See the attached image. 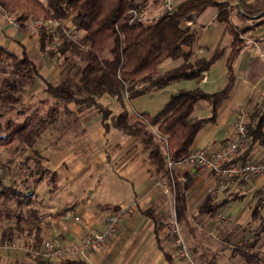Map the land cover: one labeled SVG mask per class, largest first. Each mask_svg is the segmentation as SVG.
Here are the masks:
<instances>
[{
    "label": "crops",
    "instance_id": "crops-1",
    "mask_svg": "<svg viewBox=\"0 0 264 264\" xmlns=\"http://www.w3.org/2000/svg\"><path fill=\"white\" fill-rule=\"evenodd\" d=\"M132 1L138 4L143 13L150 18H157L163 13L160 0ZM184 1L186 0H177V5ZM216 1L227 2L229 6L234 7L229 12L231 25L242 29L253 24L251 20L243 21L241 18L239 14L241 9L237 7L239 0ZM253 1L246 0L247 3ZM217 13V7L210 5L199 13L191 12L181 23L182 27H190L196 31L190 61L199 57L210 58L217 50H224L223 56L206 71V80L201 82L196 78L186 83H181L182 80L173 81L164 88L148 93L162 92L172 84L180 87L173 90L175 92L179 89L196 87L206 92H215L225 86L227 82L226 62L231 49L232 37L227 31V25L217 20ZM246 30V33L241 34L246 44L232 62L235 80L229 96L221 103L215 122L208 123L197 133L191 148L215 149L220 143L231 139L233 123L241 110L249 113V124L254 111L264 103V22ZM38 39L39 35L31 33L26 28L17 30L7 26L0 15L1 46L8 42V50L14 53L19 52L18 49L23 47L29 56L34 55L35 58L31 56L30 58L35 64L37 62L43 64L41 55L47 52L40 49ZM185 49L188 48L185 47ZM36 52L40 53L39 57H36ZM183 63L182 59H166L159 64L158 72L165 73ZM50 71L46 65L42 68L39 66L41 77L39 80L48 82L44 76H53ZM55 79L58 84L63 78L56 77ZM101 99L109 103L113 115L119 114L122 110L109 95L104 94ZM71 104L74 105V103ZM71 104L69 103L67 107L73 112ZM91 109L92 107H89L85 111L88 113L81 117L82 123L76 130L77 138L69 142V149L58 150V153L54 155L56 167L54 170L58 177L56 179L59 180L58 185L47 195L36 191L32 194V198L37 197L42 203L37 208L44 210L46 214L45 217L43 216L44 219L35 220L34 224H25L23 228L31 230L36 225L41 229L43 242L49 240L61 248L77 250L87 234L104 229L106 215L118 208L126 207L127 215L120 223L114 237L99 251L90 254L87 258L76 254L69 259L75 261L76 264H183L165 240V228L159 232L157 239L152 219L141 213L149 207H153L156 213L159 210L156 206H159L164 195L160 182L164 181V177L150 157L153 149L161 154L163 150L160 140L154 136L156 130L151 127L152 137L148 131L150 128L145 127L149 134L143 139L142 133L129 135L111 124L106 129L103 125L102 114ZM127 112L130 123L139 119L136 115L140 117L141 113H149L137 110L132 113L128 110ZM193 115L209 117L210 106L204 100L199 101ZM262 132L263 141L252 143L248 156H246L247 159H264V125ZM149 138L151 140L147 141ZM175 176L181 181H184L187 176L191 178L192 184L186 190L185 195L187 211L195 216L194 211L208 195L207 189L212 187V175L184 164L175 169ZM250 186L253 190L257 188L258 191L261 190L264 193V177H256L248 184L216 188V192L213 191L216 202L226 200L219 213L233 216L234 221L228 226L222 225L215 215L200 214L198 217L193 216V220L195 225L202 227L200 229L210 238H215L218 244L237 245L241 249L256 254L263 247V253L259 258L264 262V238L261 241L256 240L255 245L250 247L246 236L248 232L238 225V222H241L239 219L254 197V191L246 192L247 194L244 192ZM239 189L242 193L238 194L234 191ZM169 194L172 195V193ZM255 202L253 213L258 212L260 207L264 208V200ZM65 215H70V217L65 218ZM74 216H79L80 219L75 220ZM28 237L32 240L31 236ZM244 240L246 246H241ZM199 253L205 257H215L216 261L222 258V252H216L214 249L212 253L206 247ZM30 255H32L30 252L20 249H2L0 250V264H59L60 261L46 254L38 259Z\"/></svg>",
    "mask_w": 264,
    "mask_h": 264
},
{
    "label": "trees",
    "instance_id": "trees-1",
    "mask_svg": "<svg viewBox=\"0 0 264 264\" xmlns=\"http://www.w3.org/2000/svg\"><path fill=\"white\" fill-rule=\"evenodd\" d=\"M237 6L243 21L251 20L252 25L238 29L229 22V12L234 7L227 2L216 0H186L178 4L171 13H162L153 21L130 22L129 10L139 5L132 0H0V6L8 12L17 14L18 19L24 22L28 17L69 19L72 26L82 32L81 39L90 43V48L82 50L75 43L65 39L60 53L76 51L84 61V65L77 67L71 76H66L60 83L54 85L45 82V92L53 98L47 109L39 107L31 114L25 115L21 121L4 119L5 113L16 110L22 105V91L24 85L33 86L37 79H41L38 68L29 58L22 47L21 54L0 45V73L7 72V66L12 69V76H3L0 80V147H7L13 143H23L33 146L40 138L41 133L48 127L56 126L62 111L69 113V103L78 106H93L102 114L103 125L106 129L111 124L115 128L129 135L146 133L145 127H155L159 134L166 137L167 152L174 160L184 158L191 149L197 133L208 123L216 120L221 103L229 96L234 85L232 62L246 42L241 34L246 29L253 28L264 22V0H254L247 3L239 0ZM216 6L217 20L227 25V31L232 37L230 53L226 62L227 82L225 86L215 92H206L196 87L193 89H179L170 95L163 107L151 115L147 112L140 114V120L130 124L124 100H132L152 90H158L173 81L199 78L202 71H207L224 54V50H217L210 58L199 57L189 61L192 55L191 47L196 39V31L190 27H182L183 19L191 12H201L207 6ZM21 29L25 30L24 25ZM48 35L39 34V47L42 51L54 54L47 48ZM187 47L188 49H185ZM108 51L109 56H104ZM182 58L184 63L168 70L158 72L159 64L166 60ZM141 84V86H138ZM125 92L128 93L127 99ZM104 94L115 99L122 109L119 114L111 115L98 99ZM204 100L210 106L209 117L193 115L196 104ZM23 116V112L19 111ZM264 125V103L257 108L248 124V134L254 141H263L262 127ZM151 138L147 139L150 141ZM247 152L241 160L244 161ZM152 162L167 178V170L162 154L157 150L150 153ZM3 161L0 159V198L10 199L17 197L18 205L31 200L30 194H21L19 191L4 185L2 170ZM39 177H36V181ZM192 180L186 177L184 181L175 176L171 191L174 195V207L180 225L192 231L190 213L187 211L186 190ZM227 188V187H226ZM30 197V198H29ZM215 193L208 194L197 207L199 214L216 215L226 200L216 202ZM18 207V206H17ZM0 208V222L13 220L14 224L3 232L7 239L12 238L13 230L18 233L26 232L23 225L37 219V211L30 210L24 215L18 208ZM141 213L154 223L155 236L165 228V223L156 215L153 207L142 210ZM257 214V211L256 213ZM35 244L42 242L40 228L33 227ZM32 228V229H33ZM6 232V233H5ZM32 233V230H28ZM256 239L249 246L255 245ZM240 254L247 260L258 262L256 253L240 250ZM203 256V255H201ZM212 257L207 263L216 264ZM59 264H76L75 261L64 258Z\"/></svg>",
    "mask_w": 264,
    "mask_h": 264
},
{
    "label": "rangeland",
    "instance_id": "rangeland-1",
    "mask_svg": "<svg viewBox=\"0 0 264 264\" xmlns=\"http://www.w3.org/2000/svg\"><path fill=\"white\" fill-rule=\"evenodd\" d=\"M11 13L17 17L16 13L14 12H11ZM145 16L148 17L147 15ZM154 19L155 18L148 17L147 21H153ZM24 22H21V23H24ZM24 27L27 28L25 25ZM20 29L21 28L17 30H20ZM80 35H82V32H80ZM2 45L8 49L9 43L7 42V44H2ZM49 49L53 50L54 54L46 53V54L41 55L42 56L41 61L43 62V64L41 62H37L35 65L38 68V71H39V66L41 68L43 67V65L44 66L46 65V67H49V69L51 70L50 72H52L53 76L45 75L44 79L52 84H57V79H55L56 77H58V79H61V78L64 79L66 76L72 77L77 67H81L84 65L83 59L80 57V55L76 51L68 50L64 54H61L59 51L60 49L58 50L51 49V47H49ZM21 50L22 49L19 48L18 49L19 52H17L16 54L20 55ZM35 54H36V57H39L40 55V53L38 54V52H36ZM30 56L35 58L33 54H30ZM104 56H107V57L109 56L108 51L104 52ZM179 59H182V58H179ZM3 76H9V77L12 76V69L10 66H7L6 73L4 74L0 73V80ZM194 80L195 79L182 80L181 83L192 82ZM172 85L168 86L162 92L145 93L139 97H136L130 100V102L128 100H124L125 107L131 113L134 110H137L139 112L148 111L151 114H155L159 109L162 108L164 103L168 100V97L170 96L171 92L174 93L175 91L173 90L180 88V87H177L176 85H173V86ZM44 89H45L44 80L42 81V80L37 79L36 84L33 86L24 85L23 91H22L21 107L17 108L16 110H12L8 113H5L4 119L9 118L15 121H21L25 115L31 114L35 109L39 107H44L43 108L44 110L47 109L48 106L43 104L42 102L47 101L50 105L53 103L54 99L51 98L45 92ZM98 102L101 103V105L104 108L108 109L111 115H113V111L112 109H110V105L105 99L100 98L98 99ZM115 102L116 101L114 99V103ZM71 106H73V109L75 111L74 110L73 112L70 111V108L68 107L67 108L70 111L69 113L62 111L59 123L54 127H48L45 130H43L39 140L33 146H26L23 143L17 142L7 147H0V159L3 161V165H4V168L2 170L4 185L14 188L15 190L19 191V193L21 194H30V193H35L36 191L38 193L47 195L55 189V187L58 185L57 182L59 183V180L56 179L58 177H57V173L54 170L56 168L54 165V155L58 153V150H63L65 148L64 149L65 151L66 149H69L68 144L73 138L75 139L77 135L76 130L79 127V125H81L82 123L81 117L88 113L85 111L88 110L89 107H92L91 110L94 109V111L99 112L97 108L93 106L78 107V105L76 104L74 105L71 104ZM19 111L23 112V116L18 114ZM136 117L139 118L136 121L141 122L140 117L137 115ZM135 122H132V123H135ZM147 127L150 128V130L148 131L150 135L153 137V134H152L153 130L151 129V126H147ZM153 129L156 130L154 131L155 132L154 136L156 137V139L160 140V143L162 144V149H163L162 157H163V154L165 152V144H164V140L162 139V137L164 138L165 136L159 134L155 127H153ZM149 133L147 131L146 133H142V138L143 139L147 138ZM159 135L161 137H159ZM195 170H198V169H195ZM198 171L206 172L212 175V179H213V174L211 172L206 171V170H198ZM36 177H39L37 181L35 180ZM160 182L161 184L166 183V178L164 177V181H160ZM253 187H257V186H253ZM209 189H207L208 190L207 193L214 194L213 191H215L216 188L214 189L211 187ZM256 189L257 188H254L253 190L252 187L250 186L248 189L244 190V192L250 193L251 191H254L253 200L254 199L255 201L264 200V193L261 190L258 191V189L257 190ZM234 191L238 194L242 193L241 189L234 190ZM163 193L164 195L162 196L160 200L159 206H156V208L159 209L156 212V215L166 225L165 234H164L165 240H167V243L170 244L171 247L174 249V254L180 259V261L183 264H186V262L183 261L176 253V249L172 243L171 234L169 233V225H170L171 218L174 215L177 219L175 207L173 204L174 195L172 192V195H173V198H172V195H170L169 193H165L164 191ZM30 197H32L31 194H30ZM253 200L250 201V206L246 208V211L242 214L243 216H241V219H239V221L241 222H238L239 223L238 225H240L241 228L246 229V231L248 232L246 236L249 240V243L252 242L254 239L261 241V239L264 238V208L262 207L259 208L258 210L259 213L257 212V214L259 215L254 214L253 212H254V207H255L256 202ZM39 204H42V203L37 199V197L31 198V200H26L24 203H21L19 205L17 203V197H12L10 199H6L3 197L0 198V208L13 209L18 206L17 207L18 210L21 211L24 215H26L30 210H35L37 211V214H38L36 220H42L44 219L46 214L44 213V210H40L39 208H37ZM219 212L215 215V217L219 214ZM194 213H195V216L190 213V225L192 227V231L185 228L183 225H180V224H179V228H180L181 235L186 245L188 246L196 264H209L207 263V261H209V259H212V257L210 258L209 256L205 257V256L200 255L199 251H202L204 247H206L208 250H211L212 253L214 249L216 252L217 251L222 252V258L219 259L218 261L215 260L216 264H264V262L259 258L260 255H262L261 253H263L262 252L263 247H262V250L257 252V255L259 258L258 262L247 260L240 254V250H242L240 246H237V245L231 246L229 244H218L215 238H210L208 234L204 233L200 229L202 227L195 225V221L193 220V216L198 217V215H200L197 212V208L194 211ZM201 214L209 216L208 214H205V213H201ZM233 221H234L233 218H231V221H229L228 224L226 225L228 226ZM13 224H14V221L11 219L3 220L0 222V244H4L5 246H7V247L0 248V250L12 249L9 247V245L14 243L16 247L13 249H20L25 252H30L32 254L30 256H32L33 258L37 257L36 259H38L39 257H43L46 254L50 256V258L56 259V261H59L61 259L60 257L52 256L51 254L46 253L44 243L48 241L54 247L59 248L64 254H66L68 259L75 256L76 254H79L78 251L81 248L82 244L78 247L77 250H74V249L67 250V249L61 248L59 246L54 245L53 242L49 240L44 241V242L42 241L43 243H40V244H35L34 235H33L34 228L31 229L32 233L30 234L28 233L27 229H26V232L24 233H20V232L18 233L17 231L13 230L12 238L7 239L8 237H5L3 235L4 233L3 231L6 228L11 229V226H13ZM33 227H36V225H34ZM28 236H31L32 240L29 239ZM25 245H28V247L25 248Z\"/></svg>",
    "mask_w": 264,
    "mask_h": 264
},
{
    "label": "built area",
    "instance_id": "built-area-1",
    "mask_svg": "<svg viewBox=\"0 0 264 264\" xmlns=\"http://www.w3.org/2000/svg\"><path fill=\"white\" fill-rule=\"evenodd\" d=\"M163 13H171L177 6V0H160ZM0 15L4 19L7 26L19 29L24 24L33 34L39 35L45 32L48 35L47 47L51 49H60L65 41L75 43L82 50L90 48V43L81 39L80 31H77L69 19L59 18H37L28 17L24 23H21L14 14L6 11L0 6ZM130 22L147 21L148 17L143 14V10L138 6L129 10ZM207 77V72L202 71L199 80L204 82ZM138 86H141L139 84ZM127 99L128 93L125 92ZM248 118L247 111H240L239 116L233 123L231 139L220 143L215 149L191 148L188 154L180 159L174 160L167 152V140L162 137L165 144V152L163 161L167 170L166 183L161 184L165 193H172L171 187L175 180V169L180 165H187L190 168L198 170H206L213 174L212 188H226L239 184L251 183L256 177H264V159H245L241 160L252 146L251 137L248 134ZM159 137H161L159 135ZM211 190V189H209ZM127 208L121 207L109 213L104 219V229L89 233L82 241V246L78 253L87 258L90 254L99 251L116 233L122 220L127 215ZM70 215H65L69 218ZM218 220L222 225L228 224L231 221V216L224 213L217 215ZM75 220H79V216H74ZM169 233L172 237V243L176 249L178 256L186 262V264H196L192 254L186 245L179 228V223L173 215L169 225ZM45 251L52 256L60 257L61 259L68 258L59 248L54 247L50 242L44 243ZM241 246H246V241L241 243ZM7 247L0 244V248ZM10 248H15L16 245L10 244ZM28 245H25L27 248Z\"/></svg>",
    "mask_w": 264,
    "mask_h": 264
},
{
    "label": "water",
    "instance_id": "water-1",
    "mask_svg": "<svg viewBox=\"0 0 264 264\" xmlns=\"http://www.w3.org/2000/svg\"><path fill=\"white\" fill-rule=\"evenodd\" d=\"M239 5H240V2H239Z\"/></svg>",
    "mask_w": 264,
    "mask_h": 264
}]
</instances>
